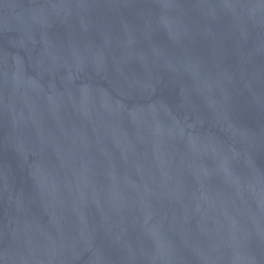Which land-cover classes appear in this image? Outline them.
<instances>
[{
  "label": "water",
  "instance_id": "1",
  "mask_svg": "<svg viewBox=\"0 0 264 264\" xmlns=\"http://www.w3.org/2000/svg\"><path fill=\"white\" fill-rule=\"evenodd\" d=\"M0 264H264V0H0Z\"/></svg>",
  "mask_w": 264,
  "mask_h": 264
}]
</instances>
